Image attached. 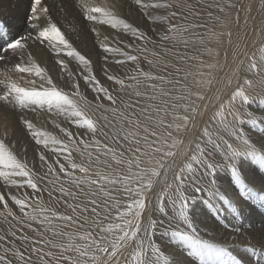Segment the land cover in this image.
Wrapping results in <instances>:
<instances>
[{"label": "snow or ice", "instance_id": "1", "mask_svg": "<svg viewBox=\"0 0 264 264\" xmlns=\"http://www.w3.org/2000/svg\"><path fill=\"white\" fill-rule=\"evenodd\" d=\"M134 3L149 20L168 23L166 32L160 37L162 40L175 39L179 36L184 45L188 46L189 41L183 40V33L188 31L187 28H181L168 22L167 16L153 17L148 12L149 9H169L172 7L171 4L162 2V0H134ZM78 6L83 18L94 25H109L112 29L128 33L140 41L150 39L138 27H134L126 19L121 18L115 7L106 2L78 0ZM228 6L232 7L233 5L229 4ZM220 11L223 12L224 8L221 7ZM49 12L50 9L45 5L44 0H31L28 17L30 31L28 33L10 36L6 30L0 29V61L6 60L5 54L20 55L24 53L29 48L31 40L41 45L46 42L57 57L63 55L75 60L79 70L70 69L69 64L63 58L56 61L60 76L65 79L69 91L58 87L49 75L48 69L37 63L30 52L27 54L26 61L16 63L12 68V71L16 73L27 74L29 79L26 81V85L22 86L7 72L0 73V76H3L0 79V85L3 86V91L0 92V181L3 186L13 189L27 188L37 194L43 190L38 183L41 178L29 166V163L18 155L16 146L12 143L14 109L19 108L21 111L43 110L54 116L65 117L77 127L85 129L91 137V142L83 138L77 141L71 131L62 127L55 120H52L51 123L64 134L65 139H60L52 132L37 127L32 120L22 114H18L16 119L24 126L36 145L53 152L57 157L63 156L68 164L66 167L59 158L54 162H49L45 152H39L41 166L47 169L45 175L52 177L47 180L48 185L52 188L49 195L56 192L60 197H71L73 201L78 198V193L65 187V181L61 178L63 176L67 178L69 185L79 190V195L87 198V204L68 203L65 199L64 202L71 210V214L62 215L42 205L33 207L27 202V193L23 199L11 193H7V195L29 221L50 226L53 225V221H61L64 222L65 227L73 223H80V227L88 225L90 230L79 234L53 231V235H67L68 243L53 244L50 240L37 239L32 241V245L44 244L52 248H60L62 252L59 259L68 262V264H178V261L165 255L156 243L155 238L159 231L162 235H170L174 241L185 248L187 256L198 257L200 264H213V262L215 264H264V232L260 234L258 245L247 249L252 259L246 262L233 257L228 248L202 239L192 218L197 205L196 194L204 190V184L216 183V173L220 165L211 160L213 152L220 154L221 159L226 162V167L228 164L231 165L228 170L241 197L253 199L256 197V193L249 188L239 171L237 158L251 157L253 161L264 165V154L257 153L254 148L247 152L238 151L232 143L218 135L222 130L235 137L237 141L250 145V141L244 137L243 130L233 127L227 121L226 113L232 114L234 121L244 123L240 120L239 113L232 112V109L237 101L241 108L254 102L246 91L247 88L253 86L254 80L243 79L242 85H237L231 92L227 103L221 102L216 106L211 117V120L219 125L216 137L208 127H203L199 135H195L194 139H188L186 142V139L182 137L197 132V118L202 116L208 107V104L204 102L209 98L201 89H207L214 85L215 77L203 78L205 73L199 69L205 65L201 62L195 66L196 72H184L180 79L175 76L169 79L171 73L168 72V63L160 56V53L153 52L152 55L158 57L155 63L160 66L163 74L144 72L138 68L137 76H133L131 79L136 81V87L140 83L138 76H143L145 82H153L147 83L146 86L156 94L148 95L146 99L157 101L159 98V102L141 108L139 114L136 113L133 106L130 117L123 113L119 114L122 121L138 130L135 132L125 131L121 126L113 133L114 141L123 140L128 143L126 151L132 155L125 158L124 152L117 153L107 143L102 144L100 140L96 139L100 130L98 121L89 115L87 104L81 106V101H85L86 98L80 91V78L96 93L98 107H104L102 103H99L102 99L107 100L111 105L116 104V99L110 90L97 79L92 70V61L73 46L61 27L52 21ZM170 15L175 16L176 13L171 12ZM42 17L44 18L43 24L41 23ZM236 19L238 21L239 17L237 16ZM191 27H199V25ZM91 32L98 38L99 47L105 53L125 57V60H116V63L138 62L137 55H130L121 47L112 46L109 43V37L105 36L99 40L100 32L96 27H92ZM213 35L215 34L213 33ZM227 35L228 43L231 44L232 34L229 32ZM200 43H203V40H200ZM128 47L131 48L132 45L129 44ZM137 51H147V48H138ZM206 51L211 53L210 49H206ZM21 59H23L22 56ZM104 59L107 61L108 56H105ZM180 59L182 62H187L195 61L198 57H180ZM148 63L151 65L153 61L149 60ZM207 67L214 69L216 65L209 64ZM174 71L179 74L183 69L175 67ZM245 71L264 78V48L261 49L259 65L254 55L248 60L246 67L244 61L241 60L233 70V76ZM104 75L108 80L120 85L121 88L126 87L125 80L109 75L106 67ZM189 76L193 77L192 85L181 83V80L187 81ZM196 76H200L201 79H196ZM209 76H211L210 73ZM21 79L24 77L21 76ZM231 84L232 79H228L226 85L230 86ZM163 85H171V87L165 88ZM135 95L140 97L142 93L136 91ZM216 100H220L219 95L216 96ZM111 110L116 112L115 107ZM141 117H143L142 120ZM104 119L107 120V117ZM247 123L255 127L257 121L253 118L249 119ZM159 129H164V131L161 132ZM139 130L144 133L142 138L139 136ZM122 133L123 135H121ZM149 137L155 139L150 140ZM218 140H222L223 144ZM81 145L83 150L93 148L95 152L94 157L93 152H87L89 167L84 166L83 163H76L71 158L72 149L76 148L81 151ZM102 156L110 157L111 162L108 159H101ZM93 163L97 165L98 170L90 173V165ZM102 164L109 169L113 168V164L123 166V171L116 174L106 173L99 168ZM57 167L59 171H57ZM76 172L82 175L76 176ZM170 173L171 180H169ZM85 185L87 189L82 187ZM114 192H119L125 198L123 204L113 195ZM260 192L261 195H264V188ZM221 199L224 198L221 197ZM204 203L208 204L207 201ZM0 204L8 216L16 219L8 206L6 194L3 192H0ZM26 209L30 210L26 211ZM85 214L94 217V219H89ZM165 220L168 222L167 226H165ZM181 224L185 226L186 230L180 229ZM28 227H31V224ZM92 228H98L101 235L98 237L94 235L91 231ZM9 235L22 242L30 239L24 235L17 236L16 231L11 229L8 235H0V241L7 240L10 245V247H4V254L0 255V264H32L31 254L37 255L40 264H50V261L45 257L56 259L52 251L43 252V248L35 246L30 247V254L26 256V252L21 250L24 245L16 247L15 243L9 239ZM76 240L83 241V243H76ZM68 251L75 252L76 258L63 255ZM9 253L15 259L9 258Z\"/></svg>", "mask_w": 264, "mask_h": 264}, {"label": "rangeland", "instance_id": "2", "mask_svg": "<svg viewBox=\"0 0 264 264\" xmlns=\"http://www.w3.org/2000/svg\"><path fill=\"white\" fill-rule=\"evenodd\" d=\"M204 2L208 0H203ZM218 1V16H222L224 11L221 12L220 8H224L221 0ZM97 3L106 2L110 6H114L116 12L119 14L121 18L126 19L129 23H131L134 27H138L141 32H143L150 39L147 41H140L136 38L132 37L128 33H124L122 31H117L112 29L109 25H94L90 21H86L81 14L80 8L78 6V0H44L46 6L49 7L50 12L49 15L52 17V21L57 23L58 26L61 27V30L65 32L66 37L70 40L73 46L81 52V54L86 55L92 61V70L96 74L97 79L100 80L101 84L108 88L116 99V104L111 105L107 100H101L99 103L103 104V108L98 107V102L96 100V93L92 91V89L86 85L82 78H80V91L81 94L86 98L85 101H81V106L87 104V111L89 115L98 121V128L100 129L97 133L96 139L100 140L102 144L103 141L101 137H103V133L107 135H112L115 131L119 130L121 126L124 127L125 131L135 132L138 131L131 125H128L120 118V113H123L125 116H128V112L132 114L133 106L137 108L145 107L151 103H155L154 101H149L146 99V92H143L144 95L137 97L134 94L130 95L129 93L123 96L122 102L118 101V94L120 93L121 86L115 84L114 81H110L104 75V68L106 67L109 75H114L119 77L120 79L125 80V84H127L130 88H137L136 81L132 80L131 77L137 76V69L143 70L144 72H149L143 68L144 64H149L148 61L152 60L153 64L158 59V57H154L151 55L152 50L158 48L161 57H163L169 65L168 72L173 74L176 78L181 73L177 74L174 71L175 67H181L180 64H174V61L169 60L168 56L163 55L162 50L165 49L166 40H162L160 37L164 34L168 28V23L163 21H152L149 20L147 16L144 15L143 11H141L138 6L135 5L134 0H96ZM162 2H167L172 5L169 9H149L148 12L151 16L156 17H168V22L177 25L178 27H182L181 24V9L183 8L182 0H162ZM262 4L263 0H259L253 12V19L255 24L261 21L262 18ZM0 5L3 7V11H0V29L6 30L10 36H17L26 34L30 31L28 26V17L30 15V6L31 0H0ZM209 6V5H207ZM199 8H201L199 6ZM198 8V9H199ZM195 9V8H194ZM175 12V16H171L170 13ZM196 13H198L196 11ZM251 20V16L249 21ZM242 16H240L238 21L234 22V29L232 37L234 39V44L239 46L240 41L245 39L244 28L243 26ZM41 23H44V18H41ZM193 25H198V21L196 18L192 21ZM96 27L100 32L99 40H102L103 37H109V43L112 46L121 47L124 51L128 52L130 55H137L139 57L138 62L126 61L125 63H116V60H125V57L119 56L116 54L105 53L100 47L98 38L94 33L91 32V28ZM195 29V27H194ZM238 39V40H236ZM254 39L250 35V38L247 40L248 43ZM256 41V40H255ZM131 44L132 47L129 48L128 45ZM147 48V51H137V49ZM264 48V44L262 39L258 42V45L254 50H256V60L257 64H260V56L261 49ZM254 50L252 52H254ZM232 51L235 52L234 47H232ZM32 54L33 59L36 60L42 67H46L49 71V75L53 78L54 82L58 87L63 88L65 91H69V88L65 84V79L60 76L59 66L57 65V59L63 58L66 63L69 64L70 69L73 71H78L79 66L75 60L71 58L64 57L61 55L57 57L55 52L45 44L41 45L38 43H34L33 41H29V48L20 55H6L5 61H0V73H5L12 78L17 80L22 86L26 85V81L29 79L27 74H20L12 71L13 66L16 63H23L28 59V53ZM179 52V47H178ZM251 52V55H252ZM181 54V53H180ZM21 56L23 59H21ZM108 56V60L105 61L104 57ZM252 57V56H251ZM249 57V59L251 58ZM113 64V65H112ZM175 65V66H173ZM247 65V64H246ZM230 76L233 65H228ZM246 67V66H245ZM153 74H155L153 72ZM156 74H163L159 67V70ZM21 76L24 79H21ZM3 76H0L2 79ZM242 78H250L254 80V84L252 87L247 88V94L250 98L253 99V103L250 105H244L242 108L237 101L235 106L233 107V111L235 113H239L240 119L244 121V123H240L239 121H234L233 116L230 113H226L227 121L233 127H239L243 130V134L254 133L253 136H257L250 140V145H245L243 143L237 148L238 151L247 152L253 150V148L259 154H264V118H259L260 110L264 109V78L259 76H254L251 73L244 72V76ZM138 80L140 81L139 85L144 83V77L138 76ZM153 83V82H152ZM158 83V82H155ZM242 85V84H241ZM166 85H163L165 87ZM149 91L153 90L148 87ZM3 91V86L0 85V92ZM226 93V92H224ZM176 94V93H174ZM219 95L221 101L223 99L224 94L221 90L211 91L207 97L209 98L204 103L208 104L207 109L209 114L211 110L215 109V106L219 104V101L216 100V96ZM129 96V97H128ZM136 104L132 105L129 103V100ZM132 106L131 111L127 109L125 106ZM116 108V115L112 112V108ZM122 107H125L127 111L123 110ZM106 109L109 111V116L107 120L101 119L99 117H95L93 113L91 114V110H100ZM138 114L140 113L137 111ZM264 114V111L261 112ZM18 114H22L26 118L32 120L37 127L45 129L47 131L52 132L60 139H65L64 134L60 132L52 123V120H55L62 127L67 128L69 131L73 133L74 139L79 141L80 138H83L86 141L91 142V137L86 132L85 129H81L73 124L70 120L66 119L63 116H54L49 114L43 110L30 111L23 110L21 111L19 108L13 110L12 122L14 125V134L12 137V143L15 144L18 155L24 158L29 166L33 168V170L38 174L41 178L38 180L40 187L43 189L39 194L34 193L31 189L23 188V189H13L10 187L3 186L2 181H0V192L6 194V199L8 200V206L14 213L16 219L12 216H8L3 208L2 204H0V235H8L9 230H14L17 233V236H28L30 239L26 242H22L17 240L16 237H11L9 235V239L13 241L16 247H21V244L24 245L21 248L22 251L26 252V256L30 254V247L38 245H32L33 240H50L53 244H67L68 236L67 235H53V231L61 232V233H71V234H79L85 231H89L88 225L84 227H80V223H73L68 227L64 226V222L61 221H53V225L50 226L48 224H40L35 223L33 221L27 220L23 216V213L20 212L19 207L15 205L10 196L7 193H11L12 195H16L18 198H25V193L28 196V203L32 205L35 203L33 207L37 205H42L43 207L54 210L62 215H70L71 210L67 208L65 204V199H67L68 203H78V204H87V198L83 195H79V190L71 186L67 183V178L61 176L62 180L65 181V187H68L70 191L78 193V198L73 201L71 197L64 198L60 197L58 193L52 192L49 195V192L52 191L50 185H48L47 180L52 179L51 176L45 175L47 172L46 167L41 166V162L39 160V152L44 151L45 155L48 157L49 162H54L57 158L60 159L62 163H65V166L68 167L67 162L63 159V156L57 157L56 154L49 150L43 149L42 146L36 145L32 138L27 134L24 126L18 122L16 116ZM212 115H208L207 122L199 129L195 134H188L185 139L186 142L188 139H194L195 135H199L202 131L203 127H206V124L209 122V126H207L214 134V137L217 136V129L219 125H217L214 121L211 120ZM256 119L257 124L255 127L248 124L247 121L249 119ZM117 122L114 124L115 120ZM119 119V120H118ZM143 117H141V120ZM250 132V133H249ZM123 135V133L121 134ZM144 133L142 130H139V136L142 138ZM222 136V135H221ZM223 137V136H222ZM150 140L152 137L149 138ZM226 139L227 138H224ZM229 141V140H228ZM108 142H111L108 141ZM122 149H124V156L128 158L132 155V153L126 151L128 147V143L123 141ZM221 144H223L222 140H218ZM229 143H231L229 141ZM251 146V149H250ZM110 147V146H109ZM210 147V146H209ZM81 151L76 150V148L72 149V160L76 163H85L84 166L89 167L87 160L83 159L78 161L76 156H87V152H93V157L95 156V152L93 148H89L88 150H83V146H80ZM111 148H113L111 146ZM116 150V149H115ZM117 151V150H116ZM83 152V154H82ZM216 152H213L212 158ZM220 156L219 153H217ZM158 158V157H157ZM101 159H108L111 162L110 157H101ZM239 163V171L242 173L243 179L246 184L256 193V197L253 199L251 197H241L237 188L234 186L233 181L230 176L229 168L230 164L226 167V162H222L219 160H213L220 165L217 169L216 173V183L214 184H204V190L196 194L197 195V205L195 206V215L192 217L193 222L198 230V233L202 239H206L220 244L226 248H228L233 257L239 259H243L244 261H249L252 259L251 254L247 251L249 247L257 246L260 239V234L264 232V195H261L260 190L264 188V165H261L258 162L252 160L251 157H239L237 158ZM55 166V165H54ZM101 169H104L106 173L116 174L120 171H123V166H116L113 164V168L109 169L106 166L100 165ZM97 167L95 163L90 165V173L95 172L94 170ZM103 167V168H102ZM57 171L59 168L57 167ZM76 176H81L82 174L79 172L75 173ZM94 178V177H93ZM207 179V178H206ZM169 180H171V173L169 174ZM87 189V186H82ZM232 187L233 191H235L236 195L230 196L229 194L224 193V188ZM226 192V191H225ZM211 193V195H209ZM37 195L39 199L37 200ZM113 195L116 196L117 199L121 200L122 204L125 201V198L120 195L119 192H114ZM235 196V197H234ZM223 197L224 199H221ZM239 198V199H238ZM41 203H40V202ZM46 201V202H45ZM204 201H207L208 204H205ZM45 203V204H44ZM47 203V204H46ZM237 203V204H236ZM240 204V205H239ZM244 205V206H243ZM15 206V209L12 208ZM90 206V205H89ZM243 207V208H242ZM245 207V208H244ZM249 209V210H248ZM252 211L258 217V221L254 225H251L246 222V214L249 211ZM29 211V209H26ZM241 211H244L241 213ZM64 212V213H63ZM191 214V213H190ZM88 216V214H85ZM89 219H94V217L88 216ZM155 218V217H154ZM167 221V220H166ZM165 221V226L167 223ZM82 223V222H81ZM31 224V227L28 225ZM244 224V225H243ZM246 225V226H245ZM182 227V224L180 225ZM39 227H42L39 229ZM185 227V226H184ZM35 230V231H34ZM93 234L97 237L101 235L98 228H92ZM203 236V237H202ZM206 237V238H204ZM156 243L160 246L161 250L164 251L165 255L169 256L170 259L178 261V264H200V260L198 257H189L186 255V249L183 248L178 242L174 241L170 235H162L158 231L156 236ZM76 243H83V241L77 240ZM43 246V247H42ZM42 248L50 249L54 253L56 259H52L50 264H68L66 261H62L59 259L61 256L62 250L60 248H52L48 245L42 244ZM4 247H10L8 241H0V255L4 254ZM260 249L258 248V251ZM46 252V251H43ZM69 254L70 256H77L75 252L68 251L64 252L63 255ZM32 255V264H40V260L36 254ZM127 255V253H125ZM9 258L15 259L11 257L9 253ZM46 259V257H45ZM227 259V258H226ZM215 264V262H213Z\"/></svg>", "mask_w": 264, "mask_h": 264}, {"label": "bare ground", "instance_id": "3", "mask_svg": "<svg viewBox=\"0 0 264 264\" xmlns=\"http://www.w3.org/2000/svg\"><path fill=\"white\" fill-rule=\"evenodd\" d=\"M182 1H183V8L181 9L182 11L180 15L181 24H182L181 28L188 29L187 32L183 33V40H188L189 44L186 47L182 39L179 36H177L175 39L170 38L169 40H166L165 42L166 47L165 49L162 50L163 55L168 56V59L174 61L175 65L176 64L181 65L180 68L183 69V71L181 72L180 77L178 76L177 79L182 78L184 75V72H189V71L196 72L197 68L195 66L203 62L205 67L199 69L200 71L205 73V76L203 78L208 79L211 77H215L216 83L207 89H201V91H203L207 96L211 91L221 90L224 96H223V99L219 101V103L221 102L227 103L231 92L237 87V85H241L244 79L242 78V76H244V72L236 73V75L233 76V70L237 67V65L239 64L241 60L244 61V65L246 66V64L248 63L249 57L253 55L257 57L256 50H254V48L257 47L258 42L261 39L264 44V0L262 4V18H261V21H259L257 24H255L254 22L253 12H255V9H256V6L259 0H221V3L224 7V14L222 16H218V1L217 0H208L206 2H204L203 0H182ZM229 4L233 6L229 7L228 6ZM199 6L201 8H199ZM0 11L1 12L3 11L2 5H0ZM196 11L198 13H196ZM3 13L5 12L3 11ZM237 16L239 18L240 16H242L241 22L243 23V26H246L244 28V31H246V33L244 34L245 39L244 40L242 39L240 41L239 46H236L234 44V39L232 36H231L232 42L231 44H229L228 35H227L229 32L233 34L234 22L237 21L236 19ZM250 16H251V20L249 21ZM194 18H196V20L198 21V25H199V27H195V29L194 27H191L193 25L192 21L194 20ZM213 33L215 35H213ZM250 35L254 37V39L251 41V43H248L247 40L250 38ZM200 40H203V43H200ZM178 47H179V52H178ZM232 47H234L235 52L232 51ZM206 49H210L211 53L206 51ZM253 50L254 52H252ZM150 52L152 55L153 52H159V50L158 48H155L154 50ZM251 52H252V55H251ZM190 56H197L198 59L195 61L189 60L187 62H182L180 59V57H190ZM209 64L216 65V68L214 69L208 68L207 65ZM227 64L233 65L231 77H229L230 71H229V67L227 66ZM159 67L160 66L157 65L156 63L151 64V65L150 64L143 65V68L145 70H148L151 73L154 72L155 74L158 72ZM209 73L211 74V76H209ZM168 78L172 79L173 74L169 75ZM196 79H201V77L196 76ZM228 79H232V84L230 86L226 85V82ZM192 81H193V77L189 76L187 81L181 80V83H188L189 85H192ZM147 83H152V82H144L140 84L137 88H130L127 84H125L126 87L121 89L120 93L117 96L118 101L122 102L124 93L125 94L129 93L130 95H132L136 91H140L142 95H144L143 92L147 93V95H144V96L156 94L148 90V87L146 86ZM170 87L171 85L165 86V88H170ZM177 87H179V85H177ZM193 90H195L194 87H193ZM263 92H264V89H263ZM154 102L158 103L159 98L157 101H154ZM129 103L132 105H136L131 101V99L129 100ZM144 104L146 107L147 104L146 103ZM125 106L127 107L129 111H131L132 106H128L126 104ZM262 106L264 105L262 104ZM122 109L127 111L125 107H122ZM258 109L260 110V113L258 114L259 118L260 119L261 117L264 118V114L261 113L264 111V109H261L260 107H258ZM140 110L141 108L135 107V111L137 114H138L137 111L140 112ZM215 110H216V106H215V109L211 110L210 114L208 110H204L203 115L197 118V130H199L207 122L208 115H212V112L214 113ZM92 113L95 117H99L101 119H104V117L109 116V111H107L106 109L91 110V114ZM114 114L116 115V113ZM128 116L130 117L131 113L128 112ZM116 122H117V119L115 120L114 124ZM208 124L209 122L206 124V127L209 126ZM236 128L241 129L240 126ZM159 131L163 132L164 129H159ZM173 134L176 135V133H173ZM253 134L252 133L245 134L247 137L245 136L244 137L250 141L252 138L257 137V136L254 137ZM218 135L219 136L222 135L224 138H227V140H229L236 149L240 146L241 143H243L242 141H237L235 137H232L228 135L227 133H224L222 130L218 133ZM112 137H113V134L105 135V133H103V137H101V140L103 141V143H107L110 147L112 146L113 149H116L117 153L123 152L124 151V149H122V144H124L123 140L114 141ZM182 138H185V137H182ZM152 139H155V138L152 137ZM110 140L111 142H108ZM250 149H251V146H250ZM75 158L78 161H81L83 158L87 160L88 162V156H76ZM211 160H219V161L225 162L221 159V157H219L217 153L214 155V158H212ZM102 166H105V165L102 164ZM104 169L105 167L103 168V170ZM94 170H98V167H96ZM223 190H224V193L229 194L230 196L236 195L232 187H226ZM34 205L35 203L33 204V206ZM12 208L15 209V206H12ZM242 212L244 211H241V213ZM245 216H246L245 220L246 222L250 224V226L254 225L256 221H258V217L255 214H253L251 210ZM33 222L36 225L37 222L35 221ZM40 228L42 227H39V229ZM180 229L186 230L183 225L182 227L180 226ZM75 242H77V240ZM38 246L41 247L42 244ZM43 251L48 252L52 250L43 248ZM66 255H69V254H66ZM72 257L75 259V256L72 255ZM46 259H48L51 263L50 257H46Z\"/></svg>", "mask_w": 264, "mask_h": 264}]
</instances>
